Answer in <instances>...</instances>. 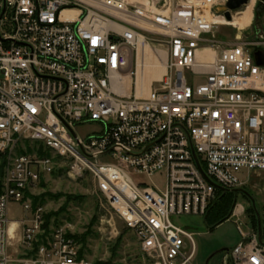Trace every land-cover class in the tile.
Here are the masks:
<instances>
[{"label":"built area","instance_id":"obj_1","mask_svg":"<svg viewBox=\"0 0 264 264\" xmlns=\"http://www.w3.org/2000/svg\"><path fill=\"white\" fill-rule=\"evenodd\" d=\"M225 4L0 0V264H93L64 227L45 233L43 208L32 206L55 169L90 183L101 225L115 232L111 211L123 220L140 252L134 264H196L193 233L175 219L203 217L217 190L251 178L264 194V64L252 55L257 41L215 38ZM160 63L143 92L138 72ZM91 122L98 130L80 137ZM154 174L162 189L133 177ZM12 201L28 214L14 222L9 251ZM244 212L234 205L231 215ZM238 229L222 264H264L257 232Z\"/></svg>","mask_w":264,"mask_h":264},{"label":"rangeland","instance_id":"obj_2","mask_svg":"<svg viewBox=\"0 0 264 264\" xmlns=\"http://www.w3.org/2000/svg\"><path fill=\"white\" fill-rule=\"evenodd\" d=\"M245 9L246 6H243L239 10L232 12L234 16L232 19H235L236 13ZM229 21L227 25L220 26L215 31V38L217 40L233 42L235 34L239 32L241 40L257 41L258 45L253 46V49H260L264 52V0H256L255 5L251 6V19L250 23L247 24L248 26H237L238 28H242L241 31L233 28ZM145 89L144 87L143 92H146L147 89ZM98 128L99 126L96 123L91 122L77 127L76 133L80 137H84L92 131L98 130ZM133 177L149 186L156 185L160 189L164 185L163 174H154L151 177L133 175ZM258 184H260L258 179L251 178L245 186V190L254 199L255 209L259 211L260 220H262V229L264 227V194L260 191ZM91 189L90 183L86 180L72 183L64 172H57V169L44 175L39 186L33 191L31 196L38 197V201L41 203L40 205L44 211L43 218L45 214L50 215L45 233L57 226L64 227L72 235H80L89 231L91 233L87 235L83 246V257L85 259L92 263L110 262L111 264H118L121 261L130 264L137 263L140 259V252L134 235L125 227L123 220L112 211V226H114L115 232H112L108 224H100L102 214L105 212L100 207V203L93 195ZM249 202L246 196L240 192L236 194V206H241L246 210L249 207ZM27 214L28 212L22 208L20 202L12 201L8 204L7 225L13 228L15 234V237H9L8 239L9 251L17 245L18 236L20 235L18 230L15 233L17 226L14 222L25 218ZM243 215H231L226 221L217 225L212 230L208 228L204 222V218L201 216H181L175 219V222L193 233L197 249L196 264H205L207 258L213 253L215 255L210 258L207 264H222V256L225 250L231 249L242 239L238 226L245 234L251 229L245 212ZM109 216V214L106 215L107 218ZM102 219H105V214ZM78 246L80 248V244Z\"/></svg>","mask_w":264,"mask_h":264},{"label":"trees","instance_id":"obj_3","mask_svg":"<svg viewBox=\"0 0 264 264\" xmlns=\"http://www.w3.org/2000/svg\"><path fill=\"white\" fill-rule=\"evenodd\" d=\"M2 166L3 163L0 166V173L2 172ZM57 172L63 173L65 172L64 168L58 169ZM245 190V188H244ZM246 192H248L247 190H245ZM249 193V192H248ZM237 193H234L232 191H220L217 190L215 198L213 199V201L209 204L207 212L205 213V215L203 216L204 218V222L206 223V225L208 226V228L210 230H212L213 228H215L217 225L223 223L224 221H226L232 213L233 207L235 205V196ZM242 195L246 196V198L250 201L249 197L243 193H241ZM32 199V206L33 208L36 207L37 205H40L41 203L38 201V197L36 196H31ZM251 201L249 202V207L244 210L245 214H246V218L249 221L250 225H251V229L254 230L255 232H257V219H256V214H255V210L254 207L252 206V204H250ZM259 212V211H258ZM49 216L45 214L44 216V225L43 227L46 229L47 225H48V220H49ZM261 226H262V220H261ZM264 228V227H263ZM261 229V237L262 240L264 241V229ZM91 232L87 231L83 234L77 235V234H73L71 235L74 240L80 244V248H79V257H83L84 255V244H85V240L88 234H90ZM93 264H111L110 262H95Z\"/></svg>","mask_w":264,"mask_h":264},{"label":"water","instance_id":"obj_4","mask_svg":"<svg viewBox=\"0 0 264 264\" xmlns=\"http://www.w3.org/2000/svg\"><path fill=\"white\" fill-rule=\"evenodd\" d=\"M248 2H249V0H226V4H225V7L227 9V11L225 12L226 19L227 20H231V12H235V11L239 10L243 6L247 5ZM252 55H253V58H254L255 63L257 65H263L264 64V52L262 50L257 49L255 51H253ZM232 192H234V193L240 192V193H243V194H245V195H247L249 197V199L251 201V204L254 207L255 214H256V219H257V239H258V241L261 244L264 245V241L262 240V237H261V220H260V216H259L258 210L255 209L254 199L251 196H249V193L246 192L242 188L233 189ZM213 255H215V253L211 254L207 258V260L205 261V264L208 263L209 259L211 257H213Z\"/></svg>","mask_w":264,"mask_h":264},{"label":"bare ground","instance_id":"obj_5","mask_svg":"<svg viewBox=\"0 0 264 264\" xmlns=\"http://www.w3.org/2000/svg\"><path fill=\"white\" fill-rule=\"evenodd\" d=\"M252 1L253 0H250L246 6V9L244 11L238 12L235 16V19L230 20L229 23L235 26H240V27L246 26L250 22V19H251V6L253 3ZM163 72H164V67L161 63L152 65V68L147 69V72H145V75L138 72L137 86L138 87L142 86V91L144 87L147 89L150 80L159 79ZM11 231H12V228H10V233Z\"/></svg>","mask_w":264,"mask_h":264},{"label":"crops","instance_id":"obj_6","mask_svg":"<svg viewBox=\"0 0 264 264\" xmlns=\"http://www.w3.org/2000/svg\"><path fill=\"white\" fill-rule=\"evenodd\" d=\"M255 3H256V0H253V3H252V5H255ZM232 20H234V19H232ZM250 23V22H249ZM233 26H235V25H233ZM248 26V25H247ZM129 91V88H127V90H126V92H128Z\"/></svg>","mask_w":264,"mask_h":264},{"label":"flooded vegetation","instance_id":"obj_7","mask_svg":"<svg viewBox=\"0 0 264 264\" xmlns=\"http://www.w3.org/2000/svg\"><path fill=\"white\" fill-rule=\"evenodd\" d=\"M210 260V259H209Z\"/></svg>","mask_w":264,"mask_h":264}]
</instances>
